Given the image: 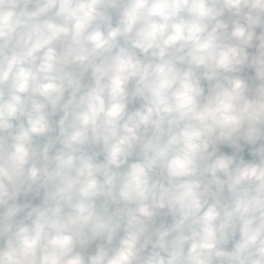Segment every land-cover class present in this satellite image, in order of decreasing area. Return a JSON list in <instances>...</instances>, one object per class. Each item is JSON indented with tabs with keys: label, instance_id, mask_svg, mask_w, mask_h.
<instances>
[{
	"label": "clouds",
	"instance_id": "clouds-1",
	"mask_svg": "<svg viewBox=\"0 0 264 264\" xmlns=\"http://www.w3.org/2000/svg\"><path fill=\"white\" fill-rule=\"evenodd\" d=\"M0 264H264V0H0Z\"/></svg>",
	"mask_w": 264,
	"mask_h": 264
}]
</instances>
